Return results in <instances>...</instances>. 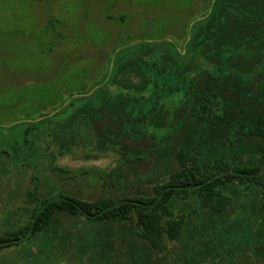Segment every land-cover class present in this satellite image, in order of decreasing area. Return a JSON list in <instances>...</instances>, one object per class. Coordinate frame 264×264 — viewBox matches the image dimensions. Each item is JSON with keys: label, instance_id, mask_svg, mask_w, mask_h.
<instances>
[{"label": "trees", "instance_id": "trees-1", "mask_svg": "<svg viewBox=\"0 0 264 264\" xmlns=\"http://www.w3.org/2000/svg\"><path fill=\"white\" fill-rule=\"evenodd\" d=\"M227 4L208 0L209 10L186 25L179 42L162 36L149 42L148 35V41L116 46L100 80L69 96L54 116L75 111L61 129L48 131L59 155L90 144L75 132L92 126L94 149H118L127 182L117 185L119 173L113 170L103 180L120 188L119 195L92 200L52 191L41 195L25 225L0 234V250L40 237L53 247L74 243L81 258L92 253L98 264H235L234 259L264 264V88L260 93L256 85L238 83L233 72H221L204 57L187 68L194 48L206 42L223 51L230 40L240 45L258 40L244 23L228 28L221 17ZM205 25L197 44V31ZM142 45L166 46L175 62L153 54L145 70L123 57ZM204 70L209 80L223 81L222 90L199 89ZM52 118L0 126V144L9 132L27 147ZM142 181L148 193L128 192ZM63 218L82 221L85 230L66 237L58 230ZM245 228L247 243L238 247L232 242ZM176 242L182 245L166 259L167 244Z\"/></svg>", "mask_w": 264, "mask_h": 264}, {"label": "rangeland", "instance_id": "rangeland-1", "mask_svg": "<svg viewBox=\"0 0 264 264\" xmlns=\"http://www.w3.org/2000/svg\"><path fill=\"white\" fill-rule=\"evenodd\" d=\"M227 3L230 9L222 13V21L233 31L235 23L245 24L258 40L246 45L237 44V39L230 40L232 45L223 51L219 44L206 42L194 48L195 57L187 68L204 57L221 72H233L238 83L256 85L261 93L264 0H227ZM207 4L208 0H0V126L53 117L51 125H44L40 136L31 138L27 147L16 142L9 132L8 141L0 144V234L25 225L41 195L50 191L88 200L122 193L120 188H112L103 180L115 170V174L119 173L116 184L123 186L127 182L118 149L95 150V144L92 145L95 134L88 125L75 134L89 139L90 144L59 155L48 131L61 129L75 110L54 114L64 109L70 95L83 94L100 80L116 46L131 40L151 39L150 42L159 36L179 42L186 25L205 8L209 10ZM206 30V25L198 29L195 43H201ZM153 54L175 62L166 46L142 45L135 54L125 52L123 57L148 70L146 59ZM138 82L139 79H134V83ZM198 86L201 91L211 93L222 90L224 83L209 80L208 70H204ZM135 170L146 171L138 166ZM155 177L151 179L156 180ZM147 182L133 184L128 192L148 193ZM58 223V230L66 237L85 230L80 220L63 218ZM247 237L245 228L232 243L241 247L247 243ZM42 241L39 237L5 246L0 250V264H98L92 253L81 258L74 243L63 247L57 242L53 247ZM181 245V242L168 243L164 251L166 259L173 258ZM249 256L247 253L246 260ZM234 263L243 264L237 259Z\"/></svg>", "mask_w": 264, "mask_h": 264}, {"label": "water", "instance_id": "water-1", "mask_svg": "<svg viewBox=\"0 0 264 264\" xmlns=\"http://www.w3.org/2000/svg\"><path fill=\"white\" fill-rule=\"evenodd\" d=\"M36 1L41 2V1H43V0H36Z\"/></svg>", "mask_w": 264, "mask_h": 264}]
</instances>
